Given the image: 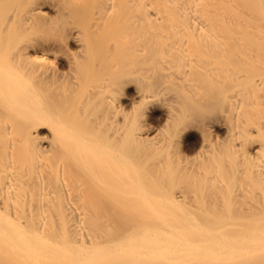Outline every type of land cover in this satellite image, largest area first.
I'll return each instance as SVG.
<instances>
[{
    "label": "bare ground",
    "instance_id": "1",
    "mask_svg": "<svg viewBox=\"0 0 264 264\" xmlns=\"http://www.w3.org/2000/svg\"><path fill=\"white\" fill-rule=\"evenodd\" d=\"M0 264H264V0H0Z\"/></svg>",
    "mask_w": 264,
    "mask_h": 264
}]
</instances>
